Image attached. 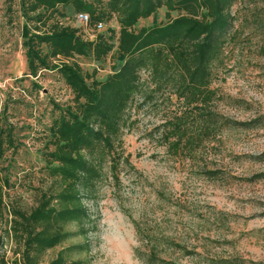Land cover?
<instances>
[{
	"label": "rangeland",
	"instance_id": "obj_1",
	"mask_svg": "<svg viewBox=\"0 0 264 264\" xmlns=\"http://www.w3.org/2000/svg\"><path fill=\"white\" fill-rule=\"evenodd\" d=\"M88 1L96 7L104 2ZM20 3L0 0V257L6 264H23L21 248L9 235L12 213L29 212L48 193L51 126L73 105L72 92L57 71L28 74L24 27L30 34L36 29L43 33L58 23L77 29L85 41L99 34L109 37L113 51L103 62L90 56L68 60L87 76L96 71L98 81L118 60L114 16L97 30L58 7L44 26L36 15L24 19ZM164 13L160 9L154 18L139 21L136 30L164 22ZM228 14L231 24L211 67L212 108L229 120L260 124L224 129L210 142L175 153L163 141V124L184 114L187 136L196 137L194 114L170 87H154L143 73L139 94L126 112L120 139L126 161L118 168V183L102 180L91 209L96 230L85 241L89 250L71 259L83 258L87 264H218L233 259L264 264V179H253L264 174V0H235ZM41 50L47 52L44 46ZM76 244L83 240L66 242L40 262ZM153 250L156 260L150 258Z\"/></svg>",
	"mask_w": 264,
	"mask_h": 264
},
{
	"label": "trees",
	"instance_id": "obj_2",
	"mask_svg": "<svg viewBox=\"0 0 264 264\" xmlns=\"http://www.w3.org/2000/svg\"><path fill=\"white\" fill-rule=\"evenodd\" d=\"M234 1L104 0L96 7L88 0H21L22 17L29 20V15H36L44 26L58 7L72 11L75 17L86 15L87 27L97 29L111 16L119 26L118 60L102 81L95 79L96 71L87 76L78 64L68 60L90 56L96 63L103 62L113 51L109 37L99 34L94 40L85 41L77 29L58 23L43 33L36 29L30 34L24 27L28 74L36 77L40 71H57L72 92L73 105L62 110L51 126L53 151L47 160L48 193L29 212L12 213L9 235L21 248L23 264H42L40 260L46 253L77 238L83 244L61 248L45 264H87L83 258L70 257L89 250L85 241L96 230L91 209L102 180L109 178L118 183V168L126 161L120 153L126 112L139 94L143 73L148 74L154 87H170L194 114L191 119L199 130L196 137L187 136L184 114L163 124V141L175 153L210 142L224 129H249L260 124L259 120L235 122L212 108L215 92L211 88V67L231 24L228 12ZM160 9L165 10L164 22L136 30L139 21L154 18ZM253 179H264V174ZM150 258L156 260L154 250ZM237 261L241 260H220L218 264ZM0 264H6L3 257Z\"/></svg>",
	"mask_w": 264,
	"mask_h": 264
},
{
	"label": "built area",
	"instance_id": "obj_3",
	"mask_svg": "<svg viewBox=\"0 0 264 264\" xmlns=\"http://www.w3.org/2000/svg\"><path fill=\"white\" fill-rule=\"evenodd\" d=\"M76 18H77V20H78L81 24H83L84 26L87 25V23H88V17H87L86 15L79 14ZM101 27H102L101 25H98V26H97V30L101 29Z\"/></svg>",
	"mask_w": 264,
	"mask_h": 264
}]
</instances>
